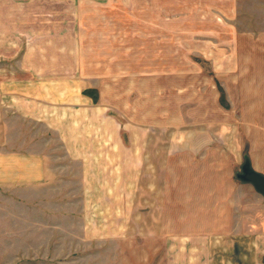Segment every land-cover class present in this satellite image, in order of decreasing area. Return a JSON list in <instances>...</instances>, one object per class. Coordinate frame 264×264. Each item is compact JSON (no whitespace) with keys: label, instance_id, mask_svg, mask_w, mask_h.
Here are the masks:
<instances>
[{"label":"rangeland","instance_id":"rangeland-1","mask_svg":"<svg viewBox=\"0 0 264 264\" xmlns=\"http://www.w3.org/2000/svg\"><path fill=\"white\" fill-rule=\"evenodd\" d=\"M0 121V264L264 251V196L239 178L264 175V0H0ZM175 182L204 189L181 230Z\"/></svg>","mask_w":264,"mask_h":264},{"label":"crops","instance_id":"crops-1","mask_svg":"<svg viewBox=\"0 0 264 264\" xmlns=\"http://www.w3.org/2000/svg\"><path fill=\"white\" fill-rule=\"evenodd\" d=\"M3 122L0 121V152L4 149V144H3V130H4V126H3ZM200 139H205V137H201ZM200 141V140H199ZM201 141H204V140H201ZM150 140L147 141V143H145V145H143V148L147 149L150 147V144H149ZM179 145H176V147H178ZM168 156L166 158L163 159L162 163H161V166H163L164 168L166 167L167 170L166 172L164 173H171L172 170L175 168V165H173V162L171 161V154H172V151L170 150L168 152ZM189 155V154H188ZM191 155H194L191 153ZM149 156V155H148ZM147 155H145L144 157V160H143V165L142 168H146L148 167V169H151L152 167H154V165H151V158H149ZM146 159H148L147 163H146ZM149 171V170H148ZM257 171V170H256ZM145 171L143 170L142 173H144ZM259 172V171H258ZM253 185V184H252ZM174 187V188H173ZM188 189V188H187ZM187 189H185L184 185L181 184L180 182H175L174 184H171L169 183V188L168 187H165L163 189V196H162V205L164 206V211H165V218L166 220H170L172 221V218L175 217L173 219V221L175 223H178L177 224V229L178 230H181L183 228V226H185L184 224L186 223H191V222H198L200 221V215L202 213V207H204V204H203V198H202V195L204 194V189L202 186L200 185H196L195 187H193V190H195V195L194 194H190L189 192L191 191H188ZM172 190L175 191L176 193H172ZM207 190V189H206ZM205 190V192H206ZM178 192V193H177ZM156 191L153 192L154 194V197H152L153 199H156ZM192 193V192H191ZM194 195L193 196H190V195ZM189 195V197H188ZM185 197V198H184ZM187 200H193L195 201V210H190V206L188 207V203H187ZM155 201V200H154ZM175 202V203H174ZM216 202L215 201H212V205L215 206ZM173 206H178V210L177 211H172L171 208ZM199 206V208H201L199 211L197 210V207ZM212 206V208H214ZM194 208V206H193ZM214 209H212L213 211ZM216 211V209H215ZM218 211L216 212H212L214 215L217 214ZM173 213V215H172ZM222 214V213H221ZM219 215V213H218ZM223 215V214H222ZM172 217V218H171ZM193 219V220H191ZM176 229V230H177ZM250 235V234H249ZM244 237V239L246 238H252L251 235L250 237L249 236H246V234H243L242 235ZM251 244V241L249 242ZM250 249V251L247 249V252L244 253V264H264V261L261 257V254L264 253V251L262 249H260V253L259 251L257 252V248L253 250V254H252V246L249 245L248 247ZM263 251V252H262ZM258 256H260L258 258Z\"/></svg>","mask_w":264,"mask_h":264},{"label":"water","instance_id":"water-1","mask_svg":"<svg viewBox=\"0 0 264 264\" xmlns=\"http://www.w3.org/2000/svg\"><path fill=\"white\" fill-rule=\"evenodd\" d=\"M239 178L244 182L253 184L255 189L264 196V175L252 169L248 164L242 166Z\"/></svg>","mask_w":264,"mask_h":264}]
</instances>
